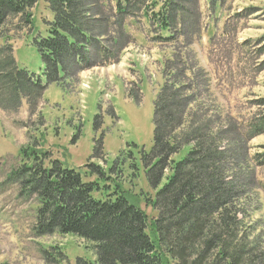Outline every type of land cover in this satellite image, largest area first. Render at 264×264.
Masks as SVG:
<instances>
[{"label":"trees","instance_id":"16d2710c","mask_svg":"<svg viewBox=\"0 0 264 264\" xmlns=\"http://www.w3.org/2000/svg\"><path fill=\"white\" fill-rule=\"evenodd\" d=\"M98 1L92 3L101 18L87 28L79 24L81 0H44L51 19L40 24L31 14L39 0H0V37L13 23L32 30L31 44L45 79L43 84L40 77L20 68L10 44L1 47L0 94L9 104L0 102L3 111L16 112L25 101L34 114L47 85H63L69 73L117 64L123 51L112 29L117 27L123 38L127 18L138 19L139 14L148 19L161 45L191 34L185 33L190 24L175 0H110L111 16L101 11L111 6ZM209 1L215 5L223 0ZM196 23L195 18L192 24ZM176 29L183 32L178 38ZM105 36L111 46L103 43ZM189 40L192 46L193 39ZM130 43L128 39L127 46ZM188 59L178 53L163 62L164 81L153 102L152 148L140 157L145 188L137 176L116 179L113 168L102 172L88 165L90 171L79 172L65 167L51 158L39 133L32 144L19 149L17 168L7 175V182L17 183L21 196L36 198V237L71 235L89 243L95 261L79 258L76 264H264V250L257 245L263 242L262 233L253 234L250 207L251 194L263 190L255 184L254 168L264 167V151L245 154L240 165L231 145L238 140L247 146L264 134V100L259 104L263 112L245 125L236 126L230 114H209L203 107L199 76ZM40 118L44 120L42 114ZM98 152L100 142L94 155ZM128 168L136 174L134 166ZM249 168L239 180L237 174ZM118 173L123 175L122 168ZM97 176H107L108 185Z\"/></svg>","mask_w":264,"mask_h":264},{"label":"rangeland","instance_id":"374dc122","mask_svg":"<svg viewBox=\"0 0 264 264\" xmlns=\"http://www.w3.org/2000/svg\"><path fill=\"white\" fill-rule=\"evenodd\" d=\"M208 1L175 0L186 24H190L185 33L191 34L184 39L170 45L158 44L157 30L148 19L139 14L138 19L127 18L123 38L117 35V27L112 29L119 51H123L117 64L69 73L63 85H47L34 114L29 113L25 101L16 112L0 108V264H76L79 258L95 261L91 245L71 235L36 237L33 225L38 202L34 196H21L19 185L7 182V175L17 168L19 149L32 144V137L39 133L51 158L65 167L79 172L90 171L88 165L102 172L113 168L116 179L127 181V176H137L135 180L145 188L141 152L149 153L152 148L153 102L164 81L163 62L172 54L182 53L189 58L188 66L199 76L203 107L209 114H230L238 126L263 112L259 104L264 100V0H223L215 5ZM92 2L81 0L79 24L87 28L101 18ZM98 2L111 6L101 9L111 16L114 4L108 3L110 0ZM31 14L38 24L50 18L44 0H39ZM195 18L196 25L192 24ZM31 32L16 23L9 24L4 38L0 37V48L10 44L17 65L40 77L44 84V67L31 44ZM182 33L180 29L174 31L177 38ZM128 39L131 43L127 46ZM103 43L111 46L109 36L103 37ZM6 98L0 94V102L9 106ZM99 142L102 152L95 156ZM231 145L243 165L245 154L264 151V134L251 139L248 148L238 140ZM129 165L134 166L135 175ZM118 168H122L123 175ZM249 170L239 172V180H244ZM254 171L255 184L263 190H255L250 197L253 234L262 233L263 242L257 245L263 251L264 167ZM97 178L108 185L105 178ZM147 212L151 213L149 209ZM52 248H60L61 252ZM44 250L52 257L45 258Z\"/></svg>","mask_w":264,"mask_h":264}]
</instances>
